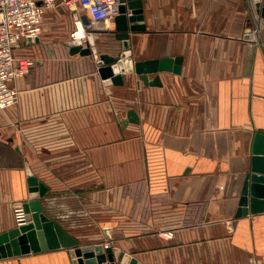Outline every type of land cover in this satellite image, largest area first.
<instances>
[{"label": "crops", "instance_id": "crops-1", "mask_svg": "<svg viewBox=\"0 0 264 264\" xmlns=\"http://www.w3.org/2000/svg\"><path fill=\"white\" fill-rule=\"evenodd\" d=\"M141 3L132 59H182L158 86L136 73L105 85L95 60L71 55L74 31L19 49L37 64L16 82L19 103L0 108V234L30 201L31 172L48 187L44 212L81 245L112 246L118 263L125 253L142 264H264V211L237 216L264 134V18L250 0ZM115 31L114 21L95 31L99 55L123 51ZM0 264L72 258L60 249Z\"/></svg>", "mask_w": 264, "mask_h": 264}, {"label": "water", "instance_id": "water-1", "mask_svg": "<svg viewBox=\"0 0 264 264\" xmlns=\"http://www.w3.org/2000/svg\"><path fill=\"white\" fill-rule=\"evenodd\" d=\"M260 16L264 18V0L256 2ZM143 20L141 0H121L119 14L115 17L116 38L122 41L123 51L112 56L99 55L96 49L94 32L85 39L76 37L67 44L71 55L79 54L95 60L100 76L105 85H123L124 76L136 73L146 85L158 86L160 72H180L182 59L162 58L146 61H134L131 57L130 32L142 29ZM86 23V18L83 17ZM40 41L39 37H28L26 44L32 45ZM155 74L153 80L149 75ZM129 120L139 123L135 111L129 112ZM251 171L245 177L239 201L237 216H246L250 212L264 211V134L256 133L252 149ZM27 183L31 199L23 203L27 213V223L15 226L0 234V259L12 258L30 253H41L52 250H68L72 264H142L136 258L121 253L119 263L114 249L110 245H81L80 241L71 236L57 221L50 218L41 205L40 199L45 196L48 187L31 172Z\"/></svg>", "mask_w": 264, "mask_h": 264}, {"label": "built area", "instance_id": "built-area-1", "mask_svg": "<svg viewBox=\"0 0 264 264\" xmlns=\"http://www.w3.org/2000/svg\"><path fill=\"white\" fill-rule=\"evenodd\" d=\"M120 5L121 0H0V108L19 103L16 82L29 73L37 61L18 51L27 45L28 37L43 35L48 11L70 10L75 25L74 38L85 39L88 33L111 24L119 14ZM253 29L256 31L255 26ZM80 30L82 35H79ZM13 217L16 226L28 222L23 203L14 206Z\"/></svg>", "mask_w": 264, "mask_h": 264}, {"label": "rangeland", "instance_id": "rangeland-1", "mask_svg": "<svg viewBox=\"0 0 264 264\" xmlns=\"http://www.w3.org/2000/svg\"><path fill=\"white\" fill-rule=\"evenodd\" d=\"M52 15V19L49 20V16ZM72 12L70 10L59 9L48 11L44 18V33L43 35L47 37L46 45L53 46L62 42L61 33H65V36L69 35V31L75 30L74 20L71 19ZM63 33V34H64ZM61 38H60V37ZM47 46H44V49H47ZM28 49V48H27ZM43 50L42 48L38 50H32V54H36L39 51ZM30 51V50H29ZM20 54H30L26 49L20 50ZM35 56V55H34Z\"/></svg>", "mask_w": 264, "mask_h": 264}, {"label": "bare ground", "instance_id": "bare-ground-1", "mask_svg": "<svg viewBox=\"0 0 264 264\" xmlns=\"http://www.w3.org/2000/svg\"><path fill=\"white\" fill-rule=\"evenodd\" d=\"M110 25H111V24L109 23L108 25L105 26V28H108ZM81 31H82V30H80L79 35H82V34H81Z\"/></svg>", "mask_w": 264, "mask_h": 264}]
</instances>
